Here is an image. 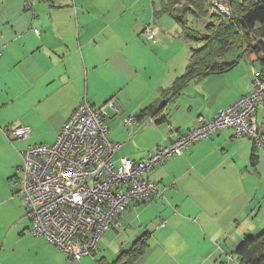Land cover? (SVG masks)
Segmentation results:
<instances>
[{"label":"crops","instance_id":"crops-1","mask_svg":"<svg viewBox=\"0 0 264 264\" xmlns=\"http://www.w3.org/2000/svg\"><path fill=\"white\" fill-rule=\"evenodd\" d=\"M119 1L120 8L110 0L0 2V264H13L17 255L26 257L18 264H74L47 239L31 236L12 178L21 175L22 153L33 145L53 146L84 101L95 107L114 102L107 125L111 141L121 144L112 157L119 165L121 157L139 161L176 141L198 117L212 120L252 89L250 68L259 71L260 63L255 54L231 72L192 80L180 94H169L190 61L181 26L156 18L167 0ZM153 20L160 31L156 45L142 35ZM151 104L165 111L163 122L138 118ZM130 116L137 123L125 125ZM257 119L264 133L259 112ZM17 127L30 129L29 138L9 142L4 129ZM254 145L250 139L235 140L226 128L156 167L146 176L164 198L134 203L123 227L104 235L112 237L106 249L119 255L149 232L148 249L136 264L226 262L246 235L261 232L256 217L264 214V186L253 196L248 191L256 174L260 177L259 151L257 165L251 164ZM9 237L21 238L24 246L14 247ZM102 258L115 259L103 255L96 264Z\"/></svg>","mask_w":264,"mask_h":264},{"label":"built area","instance_id":"built-area-1","mask_svg":"<svg viewBox=\"0 0 264 264\" xmlns=\"http://www.w3.org/2000/svg\"><path fill=\"white\" fill-rule=\"evenodd\" d=\"M209 10L211 15H231L229 0H209ZM159 32L157 26L148 25L143 36L157 43ZM35 33L39 34V30ZM254 82L248 96L220 110L213 121L201 116L187 135L158 147L139 161L121 157L119 165L112 157L121 144L111 141L107 125L108 110L114 109V102L97 108L84 101L66 121L53 146L33 145L23 153L20 173L24 176L12 178L25 203L32 236L47 239L70 260L79 262L94 256L103 236L122 226L118 215L138 201L162 195L146 175L182 155L192 144L231 127L235 138H252L264 148V135L256 119L257 106L264 96L261 73L254 71ZM136 123L134 116L125 121V125ZM4 132L12 140L28 139L30 135V129L24 127ZM164 226L165 222L156 228ZM233 261L231 255L228 262L221 264Z\"/></svg>","mask_w":264,"mask_h":264},{"label":"trees","instance_id":"trees-1","mask_svg":"<svg viewBox=\"0 0 264 264\" xmlns=\"http://www.w3.org/2000/svg\"><path fill=\"white\" fill-rule=\"evenodd\" d=\"M166 2L167 3L164 4V7L159 11V13L156 14V18H159L164 14L169 15L177 22V24L181 26L182 39H184V41L186 42L195 43L198 46L197 48L190 47V61L184 72L185 74L177 78L174 83V87L169 94L173 96H175V94H180V92L187 88L189 82H191L192 80H199L211 77L212 75H223L231 72V70L235 69L236 66L239 65L240 62L250 54H255L257 57H259V62L261 63L260 71L254 70V68H252V89L255 83L254 71H256L257 73H261L262 77L264 78V0H229L231 9V15L229 17L225 15H211L209 10V0H167ZM188 16H191L195 23H201L203 29H199L198 25L197 27H195L193 23H189L187 19ZM149 25L157 26L155 25L154 20ZM145 40L151 45H156L158 43H153L146 38ZM248 94L244 96H248ZM263 100L264 96L259 101V104L257 106L258 108L256 119L258 110L260 108L259 106ZM109 102H107L106 104H108ZM110 117L111 116H109V119ZM139 117H148L149 122L153 123H160L166 119L165 111L163 109L160 110L152 104L151 106L142 109L138 115V118ZM202 117L204 118V116ZM205 120L213 121V119ZM257 122L259 128L258 119ZM191 129H189V131ZM230 129L233 130V128L231 127ZM189 131L185 135H187ZM261 134L264 135V133L262 132ZM12 138V136L9 138V142L13 141L11 140ZM253 144H255V148L254 153H252L251 164L253 166H256L259 161V156L257 153L259 149L264 148L259 147L254 140ZM156 149H158V147H156ZM156 185L158 184L156 183ZM159 191L162 193V195H157V197L164 198L163 192L161 191L160 187ZM155 197H152L150 200H142L138 202H152L154 201ZM128 210L123 215H118L117 219L120 223L122 221V218L128 213ZM122 227L123 224L120 228ZM150 234L151 233L149 232L145 233L144 236L135 240L132 243L131 247H129V249L122 250L112 262H107L105 258L99 259L97 262L99 264H102L104 262L106 264H136L148 249L147 242L151 236ZM240 243L241 244L237 247L235 253H231V255L234 256V261L231 262V264H264V229L261 232L256 233L255 235H246L243 241ZM99 251L100 249L98 247V251L92 257H95L99 253ZM231 255H228L226 262L229 261V256ZM81 261H79L78 263L82 264Z\"/></svg>","mask_w":264,"mask_h":264},{"label":"rangeland","instance_id":"rangeland-1","mask_svg":"<svg viewBox=\"0 0 264 264\" xmlns=\"http://www.w3.org/2000/svg\"><path fill=\"white\" fill-rule=\"evenodd\" d=\"M110 1L113 2L110 5L116 6L117 8H120L121 7V2L119 0H110ZM168 1H170V0H168ZM159 19L167 20L168 22L173 23V24L176 23L174 21V19L171 18L167 14L166 15H161L159 17ZM159 19L157 20V22L159 21ZM187 19H188V22L189 23H193V25L195 27H197V25H198L199 26V29H203L202 24L201 23H195V21L193 20V18L191 16H188ZM188 44H189V48L190 47H192V48H197L198 47L197 44H195V43L188 42ZM256 67L260 71L261 63L256 64ZM250 70H251V75H253L252 67L250 68ZM217 76H220V75H217ZM258 112H259V119L261 120V123L260 124H262L264 122V119H263L264 118V105H262V107L258 110ZM262 129H264V128L262 127ZM234 139L239 141V139H242V138L237 139V138L234 137ZM246 139H249V138H246ZM250 140H252V142H253V139H250ZM263 154H264V149H259V155L261 156V161L257 165V168L259 170L260 177H259V175L256 174V177L257 178L254 179V182L251 185H249V188H248L249 189L248 191H249L250 195H252V196L257 194V192H258V190H260L261 186H264V156H263ZM254 172L255 171L252 170V173H254ZM23 176H24V173H21V175L19 177L20 178H23ZM262 204L264 205L263 202L261 203V205ZM255 214H257V211H255ZM256 218L259 221L262 222V225L260 226V230L262 231L264 229V214L260 213ZM2 227L3 226H1L0 229H2ZM112 233H113V236H116L117 235V233H115V232H112ZM1 234H3V232H1ZM38 238H40V237H38ZM111 238L112 237L111 236H108V235L105 236V237L103 236V239L101 240V243H100V246L103 247V249H104V251H103L104 257H107L108 260H110V261L113 260L116 257V255H118L117 253H115V251L113 249H111V248H107L106 249V247H105L106 244H107V242ZM20 239L19 238L17 239V238L9 237L7 241H9L10 244H12L14 247L16 246V247L19 248L21 246H24V244L22 243L23 241H21ZM42 239H44V238H42ZM7 255H5V256H7ZM103 255L97 254L95 257H86V258H83L82 262H83V264H85V263L96 264V262H95L96 258L103 257ZM7 257L11 258L10 256H7ZM66 258H68V257L66 256ZM2 259H4V258H2ZM25 260H26V257L25 256H21L20 257V255H17V257L15 259L13 257V264H18L19 262H22V261H25ZM72 262L74 264H79L78 262H75L73 260H72ZM33 264H39V263L35 261Z\"/></svg>","mask_w":264,"mask_h":264},{"label":"bare ground","instance_id":"bare-ground-1","mask_svg":"<svg viewBox=\"0 0 264 264\" xmlns=\"http://www.w3.org/2000/svg\"><path fill=\"white\" fill-rule=\"evenodd\" d=\"M64 253V252H63ZM65 254V253H64ZM66 255V254H65ZM81 264V263H80Z\"/></svg>","mask_w":264,"mask_h":264}]
</instances>
